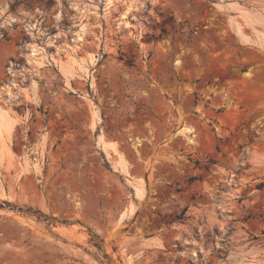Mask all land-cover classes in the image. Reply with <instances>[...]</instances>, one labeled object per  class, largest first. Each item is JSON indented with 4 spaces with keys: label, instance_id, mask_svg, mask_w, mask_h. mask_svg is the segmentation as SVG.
Returning <instances> with one entry per match:
<instances>
[{
    "label": "rangeland",
    "instance_id": "obj_1",
    "mask_svg": "<svg viewBox=\"0 0 264 264\" xmlns=\"http://www.w3.org/2000/svg\"><path fill=\"white\" fill-rule=\"evenodd\" d=\"M0 114V264H264V0H0Z\"/></svg>",
    "mask_w": 264,
    "mask_h": 264
},
{
    "label": "trees",
    "instance_id": "obj_2",
    "mask_svg": "<svg viewBox=\"0 0 264 264\" xmlns=\"http://www.w3.org/2000/svg\"><path fill=\"white\" fill-rule=\"evenodd\" d=\"M263 185H264V182H261L258 186L261 187V186H263ZM5 204H6V202H5ZM1 206H2V203L0 202V207H1ZM26 210L31 211V212H33V213H36L38 218H42V219H44V220H47V219H48L46 216H44V215H42V214H39V213H38L37 211H35V210L32 211V210H30L29 208H27ZM184 211H185V210L182 211L181 215H183ZM91 240H92L93 244L96 246V248H97L98 250H100V251L103 252V257H105V258L108 259V258H109L108 254L105 253L104 250L102 249V244H101L102 240H101V239L98 240V237H97L95 234H92V238H91Z\"/></svg>",
    "mask_w": 264,
    "mask_h": 264
},
{
    "label": "bare ground",
    "instance_id": "obj_3",
    "mask_svg": "<svg viewBox=\"0 0 264 264\" xmlns=\"http://www.w3.org/2000/svg\"><path fill=\"white\" fill-rule=\"evenodd\" d=\"M125 16H126V13L124 12V13H122V15H121V17H120V20L122 21V22H124V19H125ZM79 38H81V36L80 35H77V39H79ZM92 61V60H91ZM88 62H85L84 61V64L82 65V67H85L86 68V64H87ZM4 115H2V114H0V125H4Z\"/></svg>",
    "mask_w": 264,
    "mask_h": 264
},
{
    "label": "water",
    "instance_id": "obj_4",
    "mask_svg": "<svg viewBox=\"0 0 264 264\" xmlns=\"http://www.w3.org/2000/svg\"><path fill=\"white\" fill-rule=\"evenodd\" d=\"M228 188H229V186L227 185V186H226V189H228ZM226 191H227V190H226Z\"/></svg>",
    "mask_w": 264,
    "mask_h": 264
}]
</instances>
